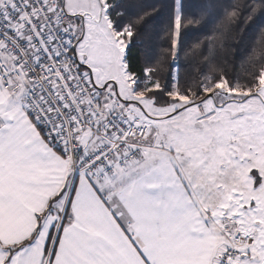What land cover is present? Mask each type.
<instances>
[{
    "label": "snow or ice",
    "instance_id": "6c2138e0",
    "mask_svg": "<svg viewBox=\"0 0 264 264\" xmlns=\"http://www.w3.org/2000/svg\"><path fill=\"white\" fill-rule=\"evenodd\" d=\"M0 264H264V0H0Z\"/></svg>",
    "mask_w": 264,
    "mask_h": 264
},
{
    "label": "trees",
    "instance_id": "16d2710c",
    "mask_svg": "<svg viewBox=\"0 0 264 264\" xmlns=\"http://www.w3.org/2000/svg\"><path fill=\"white\" fill-rule=\"evenodd\" d=\"M144 3H153L154 0H143ZM192 23L185 21L183 28V40L185 44V52L188 53L187 57L184 53L181 54V64L187 65L188 63L200 59L198 53L201 48H204L208 44L210 37L214 35V30L219 29L222 23V19L218 18L213 23H208L207 17H201V14L197 11L194 15L190 16ZM166 17H160L156 20H150L147 25H145L147 40L148 37L151 38V44L156 53H159L162 46H166L165 41L167 40V35L165 32L166 28ZM239 33H232L231 38L225 41L226 47L222 50L220 55V60L230 71L235 65L237 71H240L244 61L247 59L248 54L251 52L252 48L257 46L260 38L259 30L252 35L248 52H245L243 46L237 48ZM133 51H136L134 49ZM206 51V49H205ZM197 55H193V54ZM142 59V57H141Z\"/></svg>",
    "mask_w": 264,
    "mask_h": 264
}]
</instances>
